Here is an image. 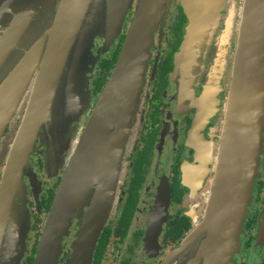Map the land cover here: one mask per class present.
Returning a JSON list of instances; mask_svg holds the SVG:
<instances>
[{
	"label": "water",
	"instance_id": "obj_1",
	"mask_svg": "<svg viewBox=\"0 0 264 264\" xmlns=\"http://www.w3.org/2000/svg\"><path fill=\"white\" fill-rule=\"evenodd\" d=\"M174 1L139 0L125 46L93 107L81 91L77 73L90 57L100 32L108 38L114 35L112 41L119 34L133 0H0V140L15 113L27 105L23 123L3 153L7 164L0 185V251L5 237L6 245L15 250L9 258L3 253L0 264H21L23 253L13 255L20 244L25 245L31 229V214L18 193L26 185L24 172L31 166L37 134L46 128L51 135H61L59 128L69 122L68 117L82 112L91 116L53 203L35 264L59 263L65 237L73 218L81 216L77 209L88 194L89 210L82 219L69 264L92 263L116 195L131 113L145 79L155 31ZM176 1L192 19V34L199 36H204L200 32L216 23L227 6V0ZM234 12L239 40L221 143L212 150L216 175L204 220L182 247L190 251L187 264H230L239 250L255 180L260 176L264 153V0H244L243 5L236 4ZM59 113L67 116L65 121L60 122L59 117L55 122Z\"/></svg>",
	"mask_w": 264,
	"mask_h": 264
},
{
	"label": "flooded vegetation",
	"instance_id": "obj_2",
	"mask_svg": "<svg viewBox=\"0 0 264 264\" xmlns=\"http://www.w3.org/2000/svg\"><path fill=\"white\" fill-rule=\"evenodd\" d=\"M138 4L139 0H135L131 5L122 30L108 48L110 38H95L89 68L77 73L82 80L81 91L93 107L104 93L125 46ZM225 4L217 22L200 32L204 36L192 34V19L176 0L170 5L167 18L158 24L145 79L131 113L116 195L91 264L190 261V251L182 247L204 220L208 207V193L216 175L212 150L221 143L239 40L233 23L235 0ZM102 47L110 49L103 53ZM62 78L60 83L65 82ZM26 112L25 104L8 123L0 140V185L7 164L3 153ZM76 115L79 118L73 123L60 126L61 135H51L42 128L36 136L31 166L24 172L26 185L18 193L31 214L26 243L20 244L13 255L23 253L21 264H35L53 203L91 113ZM70 126L73 131L69 135ZM260 171L239 250L230 264H264V153ZM88 210L89 194L77 209L81 216L73 218L58 264H69ZM7 241L5 237L0 257L5 253L9 258L15 250L6 245Z\"/></svg>",
	"mask_w": 264,
	"mask_h": 264
},
{
	"label": "rangeland",
	"instance_id": "obj_3",
	"mask_svg": "<svg viewBox=\"0 0 264 264\" xmlns=\"http://www.w3.org/2000/svg\"><path fill=\"white\" fill-rule=\"evenodd\" d=\"M133 3H135V0H133ZM132 3V4H133ZM239 4V5H243L244 4V0H235V11H236V4ZM50 11V10H49ZM235 21H233V23H234ZM99 35H101V37H105V34H104V32H100L97 36H99ZM96 36V37H97ZM110 37V41L108 42V46H107V48L109 47V44L112 42V40H111V38H113L114 37V35H110L109 36ZM114 41V40H113ZM93 46H92V49H93V47H94V45H95V38H94V42H93V44H92ZM91 49V50H92ZM110 49V48H109ZM109 49H106L105 47H102V51H103V53H105V52H107ZM93 50H92V52H91V56L89 57V59L87 58L86 59V62H84L85 63V65H81L80 66V70L82 69V72H84L85 71V69L86 68H89V64L91 63L90 61L93 59L92 57H93ZM21 56V54L14 60V62L12 63V67L16 64V62L19 60V57ZM87 65V66H86ZM68 66H69V61H68V64H67V66H66V69H65V71L67 72V68H68ZM63 79H66V73L64 72V74H63V78H62V81H63ZM64 83L62 82V83H60V89H62L63 90V88H64ZM29 93V92H28ZM62 104V101H59V105H61ZM22 106V105H21ZM20 106V107H21ZM19 107V108H20ZM81 114H83V112L81 113ZM80 116V115H79ZM61 118L62 119V121H65L66 120V118H67V116L65 115V116H61V113H59V115L55 118V122H58V118ZM69 119V122L67 123V126L70 124V123H73V121L77 118H79L77 115H70L69 117H68ZM61 122V121H60ZM69 128V129H68ZM67 128V131H68V133L67 134H69L70 135V133L73 131V126L71 127H68ZM260 167H261V164H260ZM259 171H260V168H259ZM260 176H261V171H260ZM260 176L257 178V179H259L260 178ZM257 179L255 180V184H256V181H257ZM254 194V193H253ZM252 204V203H251Z\"/></svg>",
	"mask_w": 264,
	"mask_h": 264
}]
</instances>
